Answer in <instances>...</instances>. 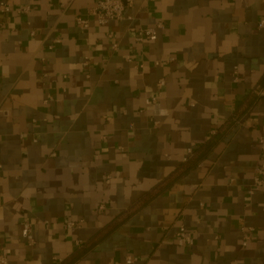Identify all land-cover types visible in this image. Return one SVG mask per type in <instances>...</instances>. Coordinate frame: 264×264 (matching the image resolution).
I'll return each instance as SVG.
<instances>
[{
    "label": "crops",
    "instance_id": "obj_1",
    "mask_svg": "<svg viewBox=\"0 0 264 264\" xmlns=\"http://www.w3.org/2000/svg\"><path fill=\"white\" fill-rule=\"evenodd\" d=\"M3 1L0 252L10 264H57L130 211L75 264H264V191L253 189L264 97L245 103L264 88V0H135L132 21L91 19L87 31L76 17L96 0ZM157 23L156 41H135ZM238 112L245 123L227 125ZM214 140L177 178L188 150ZM181 226L193 247L176 237ZM243 227L254 230L246 247Z\"/></svg>",
    "mask_w": 264,
    "mask_h": 264
},
{
    "label": "built area",
    "instance_id": "obj_2",
    "mask_svg": "<svg viewBox=\"0 0 264 264\" xmlns=\"http://www.w3.org/2000/svg\"><path fill=\"white\" fill-rule=\"evenodd\" d=\"M135 0H96V4L94 7L90 8L87 11L86 15H80L76 17V25L83 31H87L91 27V19H94L99 26H107L112 22H122V21H132L134 18L132 15L127 14V10L133 7ZM10 6L7 2L3 1L0 4V11L3 14H7L10 12ZM30 11L29 7L23 9V12L28 13ZM258 28H264V20H262L258 24ZM164 29L163 23H157L152 27H142L138 30L135 41L137 43H143L145 41H156L159 37V33ZM34 34V32H32ZM59 41H55L58 43ZM51 49L53 46L50 47ZM112 48L117 50L119 48L118 44H113ZM88 64V62H86ZM137 70L143 69L144 64L135 65ZM163 87V83L158 84V89L161 90ZM264 97V88L259 84L255 86L252 90L250 97L245 101V103L249 102L251 97ZM161 98V93L157 92L151 98V101L156 104L158 100ZM47 100L45 103H48ZM240 112V111H239ZM236 113L232 118H230L226 124H231L233 126L243 125L246 121V116H240V114ZM132 127V126H131ZM218 131L212 132V137L216 136ZM196 149L192 146L188 150V158L184 159V163L188 162V160L194 156ZM253 189L264 191V135L260 137V156H259V164L255 170L254 181H253ZM84 220L80 221H70L65 224V228L67 230H73L81 228ZM243 231V246H248L251 238V232L253 229H248L246 227L242 228ZM22 236L29 242L30 245H35L36 240L33 234V227L30 222H24L22 227ZM176 237L182 240L186 246L193 247L195 245V237L194 233L187 230L184 226H181L177 231ZM89 242L78 241L77 242V250H80L88 245ZM63 260L59 261L62 262ZM138 262V258L132 255H129L125 259V264H135ZM0 264H10L9 256L1 250L0 252Z\"/></svg>",
    "mask_w": 264,
    "mask_h": 264
},
{
    "label": "trees",
    "instance_id": "obj_3",
    "mask_svg": "<svg viewBox=\"0 0 264 264\" xmlns=\"http://www.w3.org/2000/svg\"><path fill=\"white\" fill-rule=\"evenodd\" d=\"M264 82V81H263ZM262 82V83H263ZM216 137V136H215ZM214 137V138H215ZM214 141H210L203 146H200L199 148L196 149L195 154L193 157H191L188 162L184 163L180 170L177 171V178L185 175V173L189 172L192 168H194L200 160H202L206 155L207 152L212 148L214 145ZM169 184V183H168ZM163 190L162 188H156L155 191H152L146 196V199L142 202L143 204H146L156 196H158ZM133 212L130 211L124 215L121 216L120 220H118L115 224H112L109 226L107 230L103 232L104 236L103 237H96L94 238L93 242L87 245L86 247L76 250L75 253L72 254L70 258H67L66 260H63L62 262H58L57 264H75L77 261L81 259L82 256H84L92 247H94L97 243H99L103 238L108 236L110 233L118 229V227L126 220L128 219Z\"/></svg>",
    "mask_w": 264,
    "mask_h": 264
}]
</instances>
